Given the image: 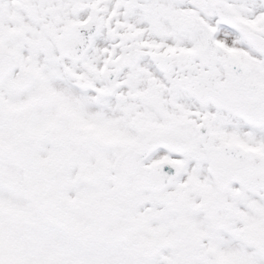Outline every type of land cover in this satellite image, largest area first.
<instances>
[{
  "label": "snow or ice",
  "instance_id": "6c2138e0",
  "mask_svg": "<svg viewBox=\"0 0 264 264\" xmlns=\"http://www.w3.org/2000/svg\"><path fill=\"white\" fill-rule=\"evenodd\" d=\"M0 264H264V0H0Z\"/></svg>",
  "mask_w": 264,
  "mask_h": 264
}]
</instances>
